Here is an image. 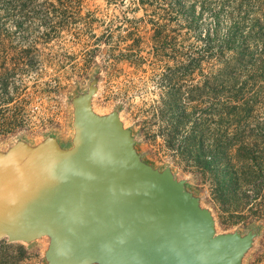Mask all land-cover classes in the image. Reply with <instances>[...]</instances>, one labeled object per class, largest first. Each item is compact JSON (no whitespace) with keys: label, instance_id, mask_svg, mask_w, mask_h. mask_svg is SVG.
Masks as SVG:
<instances>
[{"label":"rangeland","instance_id":"374dc122","mask_svg":"<svg viewBox=\"0 0 264 264\" xmlns=\"http://www.w3.org/2000/svg\"><path fill=\"white\" fill-rule=\"evenodd\" d=\"M94 80L95 111L117 110L217 233L257 231L242 264H264V0H0V150L72 147ZM48 245L0 239V264H47Z\"/></svg>","mask_w":264,"mask_h":264},{"label":"water","instance_id":"95a60500","mask_svg":"<svg viewBox=\"0 0 264 264\" xmlns=\"http://www.w3.org/2000/svg\"><path fill=\"white\" fill-rule=\"evenodd\" d=\"M98 82L72 99L73 146L49 136L0 150V239L48 237L47 264H242L257 231L217 233L211 210L170 166L143 160Z\"/></svg>","mask_w":264,"mask_h":264},{"label":"trees","instance_id":"16d2710c","mask_svg":"<svg viewBox=\"0 0 264 264\" xmlns=\"http://www.w3.org/2000/svg\"><path fill=\"white\" fill-rule=\"evenodd\" d=\"M140 3H141V4H144V3H145V0H140Z\"/></svg>","mask_w":264,"mask_h":264},{"label":"crops","instance_id":"0c3cea01","mask_svg":"<svg viewBox=\"0 0 264 264\" xmlns=\"http://www.w3.org/2000/svg\"><path fill=\"white\" fill-rule=\"evenodd\" d=\"M33 243V242H32Z\"/></svg>","mask_w":264,"mask_h":264}]
</instances>
